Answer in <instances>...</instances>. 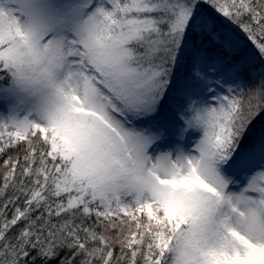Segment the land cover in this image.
Wrapping results in <instances>:
<instances>
[{
	"label": "snow or ice",
	"instance_id": "1",
	"mask_svg": "<svg viewBox=\"0 0 264 264\" xmlns=\"http://www.w3.org/2000/svg\"><path fill=\"white\" fill-rule=\"evenodd\" d=\"M0 264H264V0H0Z\"/></svg>",
	"mask_w": 264,
	"mask_h": 264
}]
</instances>
